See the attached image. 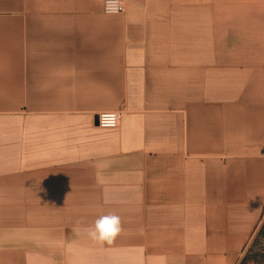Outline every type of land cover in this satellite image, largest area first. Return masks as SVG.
Returning a JSON list of instances; mask_svg holds the SVG:
<instances>
[{
	"label": "crops",
	"instance_id": "1",
	"mask_svg": "<svg viewBox=\"0 0 264 264\" xmlns=\"http://www.w3.org/2000/svg\"><path fill=\"white\" fill-rule=\"evenodd\" d=\"M122 1L0 0V264H240L262 223L264 0Z\"/></svg>",
	"mask_w": 264,
	"mask_h": 264
},
{
	"label": "clouds",
	"instance_id": "2",
	"mask_svg": "<svg viewBox=\"0 0 264 264\" xmlns=\"http://www.w3.org/2000/svg\"><path fill=\"white\" fill-rule=\"evenodd\" d=\"M105 12L108 15H116L122 7L121 0H103ZM122 226L120 217L115 214L99 216L92 226L86 228L88 237L97 243H113L121 233Z\"/></svg>",
	"mask_w": 264,
	"mask_h": 264
},
{
	"label": "rangeland",
	"instance_id": "3",
	"mask_svg": "<svg viewBox=\"0 0 264 264\" xmlns=\"http://www.w3.org/2000/svg\"><path fill=\"white\" fill-rule=\"evenodd\" d=\"M263 226H264V218L254 238L252 239L250 246L248 247V249L246 250V253L242 257V260L246 258L247 264H259L258 262H259L261 253L264 252V233H262Z\"/></svg>",
	"mask_w": 264,
	"mask_h": 264
},
{
	"label": "built area",
	"instance_id": "4",
	"mask_svg": "<svg viewBox=\"0 0 264 264\" xmlns=\"http://www.w3.org/2000/svg\"><path fill=\"white\" fill-rule=\"evenodd\" d=\"M122 7L119 13H123L126 10L125 3L121 0ZM121 120L120 111L103 112L98 115V123L105 128H116L119 126Z\"/></svg>",
	"mask_w": 264,
	"mask_h": 264
},
{
	"label": "trees",
	"instance_id": "5",
	"mask_svg": "<svg viewBox=\"0 0 264 264\" xmlns=\"http://www.w3.org/2000/svg\"><path fill=\"white\" fill-rule=\"evenodd\" d=\"M262 233H264V226H263V228H262ZM259 264H264V252L263 253H261V256H260V259H259V262H258ZM240 264H247V262H246V258H244L241 262H240Z\"/></svg>",
	"mask_w": 264,
	"mask_h": 264
}]
</instances>
